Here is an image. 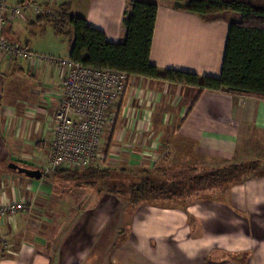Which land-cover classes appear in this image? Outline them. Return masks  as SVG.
Instances as JSON below:
<instances>
[{
    "label": "crops",
    "instance_id": "1",
    "mask_svg": "<svg viewBox=\"0 0 264 264\" xmlns=\"http://www.w3.org/2000/svg\"><path fill=\"white\" fill-rule=\"evenodd\" d=\"M35 1L57 8L69 3L73 15L104 30L109 41H121L125 36L123 17L129 0ZM147 1L158 3L150 62L162 70L220 77L233 14L206 20L176 8L175 0ZM27 23L11 22L8 36L21 43L19 34ZM30 23L42 21L34 18ZM70 52L58 56H70ZM60 83L54 66L7 60L0 52V161L15 153L19 145L12 139L23 133L26 118L39 113L36 123L45 124V129L53 122ZM198 94L194 86L132 76L117 104L116 122L122 121V130H129V136L136 131H170L173 152L181 151L184 157L195 152L197 161L204 160L207 153L236 157L249 147L262 145L256 142L264 131V99L225 90ZM37 99L44 104L34 105ZM120 131L115 139L122 141L124 131ZM113 147L119 145L113 143ZM250 155L241 160H249ZM222 156L214 161H221ZM1 180L0 202L24 197L22 179L18 184L11 179L6 185L4 177ZM34 181L27 180L26 189ZM47 204L34 205L31 213L41 216ZM90 214L88 210L76 214L68 223L59 219L48 222L29 213L5 220L0 223V264H264V174L231 185L225 198L183 205H141L126 221H101L96 226ZM81 232L99 234L83 245L79 242ZM68 244L70 257L65 254Z\"/></svg>",
    "mask_w": 264,
    "mask_h": 264
},
{
    "label": "rangeland",
    "instance_id": "2",
    "mask_svg": "<svg viewBox=\"0 0 264 264\" xmlns=\"http://www.w3.org/2000/svg\"><path fill=\"white\" fill-rule=\"evenodd\" d=\"M251 2L258 6L264 5V0H251ZM54 8L57 7L54 6ZM30 22L23 25L22 32L19 34L22 44L30 43V46L37 49L38 53L47 55L58 56L59 54L63 55L71 51L74 40L73 36L58 34L54 26L49 22L38 24H31ZM15 84L17 85V82ZM119 100L112 107V111L115 114ZM143 100L147 102V99L144 97ZM34 103V105L44 104V102L38 99ZM40 117V114L35 112L29 118H26L23 133L20 132L13 139L10 138L11 134L8 136L9 140L12 139V142L19 146L15 147L14 154L0 161V182L3 177L5 185L11 179L16 184L22 179L20 180L23 184L21 192H23L24 197L21 198L28 199L31 203L25 213H29L34 218L41 219L43 217L48 222L59 219L68 223L74 215H83L87 210L92 214L89 217L93 219L92 221L95 222L96 226L98 222L99 225L102 224L101 221L108 224L110 221L116 222L119 219L129 220L135 209L141 207V205L145 207L148 204H152L151 202L134 203L130 199L131 186L141 180L142 175L146 173L145 171H154L155 173L157 171L165 179L172 180L175 178L181 180L188 187L193 183L191 181L192 175L199 173L203 169L219 168L231 163L250 161L258 164L257 169L254 171L236 176L234 179L239 182H244L246 179L264 174V131L258 134L260 137H258V140L260 141L256 142L257 144L262 143V145L249 147L245 149V152L241 151L239 156L235 155L236 157L230 158L226 155L207 153L204 156V160L197 161L198 155L195 152H192L187 157H184L181 151L174 150L173 152L169 146L171 139H173L170 131H157L155 129L153 131H136L132 136H129V130H122V125H120L122 123L121 120L107 127L104 138L108 146L113 145V143L119 145L118 148L114 149L118 157L116 163L100 167L104 171L98 170L95 172H92V169H74L66 170L65 172H62L63 169L51 170L47 162L49 156L47 143L49 142L50 134L45 129V124L36 123ZM126 118L124 117V122L128 120ZM145 120L148 122L147 117H145ZM43 121L45 119L41 118V122ZM113 129L115 130L114 138L110 141ZM120 129V132L124 131L122 141L115 139L116 136H119V132L118 134L116 133ZM249 154L252 156L248 158L249 160L247 158L246 160H241ZM218 156H222V160L214 161ZM11 161L28 167L39 168L43 171V177L40 181L31 178V180L35 181L30 189H26V185L24 184L27 183L30 177L10 169L9 163ZM190 167H195V171H189ZM229 187L222 185L217 188L207 187L192 191L184 190L183 188L184 193L182 197L161 200L155 204L162 206L183 205L197 202L204 198H225ZM40 202L48 203L41 216L35 212L31 213L34 210V205L37 207L43 205V203L39 204ZM95 234L98 235L99 233L90 232L87 235L86 232H81L79 233V242L84 245L85 241L93 239ZM51 237L53 238V235ZM70 253L68 244L65 254L70 257Z\"/></svg>",
    "mask_w": 264,
    "mask_h": 264
},
{
    "label": "trees",
    "instance_id": "3",
    "mask_svg": "<svg viewBox=\"0 0 264 264\" xmlns=\"http://www.w3.org/2000/svg\"><path fill=\"white\" fill-rule=\"evenodd\" d=\"M175 7L197 13L206 20L223 18L226 12L233 14V19L229 20V34L220 77L201 76L176 69L162 70L150 62L158 15V3L153 1L127 2L123 17L125 36L117 42L109 41L104 30L90 26L85 18L73 15L69 3L59 6L57 17L40 16L37 19L51 23L58 34L73 36L70 56L86 65L112 67L126 71L130 76L194 86L199 89V96L205 90H225L264 99V5L258 6L251 0H175ZM118 108L120 111L121 103ZM114 132L113 129L110 141ZM257 167L256 162L246 161L203 169L192 175L193 183L190 187L175 178L165 179L157 171H145L141 180L131 186L130 199L134 203L155 204L161 200L182 197L185 186L188 188L184 190L191 191L231 186L240 183L234 179L236 176L254 171ZM82 169L104 171L99 166ZM195 169L190 167L189 171Z\"/></svg>",
    "mask_w": 264,
    "mask_h": 264
},
{
    "label": "built area",
    "instance_id": "4",
    "mask_svg": "<svg viewBox=\"0 0 264 264\" xmlns=\"http://www.w3.org/2000/svg\"><path fill=\"white\" fill-rule=\"evenodd\" d=\"M59 8L35 0H0V52L7 60L45 63L54 66L61 83L57 91L59 107L48 125V166L52 169L76 170L109 166L118 157L108 146L105 132L116 122L113 105L123 98L132 76L112 67L86 65L71 56L47 55L33 51L27 44L13 41L8 25L16 20L30 22L40 16L54 18ZM30 200L8 198L0 202V223L27 212Z\"/></svg>",
    "mask_w": 264,
    "mask_h": 264
},
{
    "label": "water",
    "instance_id": "5",
    "mask_svg": "<svg viewBox=\"0 0 264 264\" xmlns=\"http://www.w3.org/2000/svg\"><path fill=\"white\" fill-rule=\"evenodd\" d=\"M9 168L33 179L40 180L43 177V171L41 169L28 167L14 161L9 163Z\"/></svg>",
    "mask_w": 264,
    "mask_h": 264
}]
</instances>
